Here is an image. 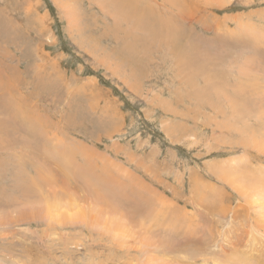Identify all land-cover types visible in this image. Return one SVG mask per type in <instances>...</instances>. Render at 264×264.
<instances>
[{"label":"rangeland","instance_id":"rangeland-1","mask_svg":"<svg viewBox=\"0 0 264 264\" xmlns=\"http://www.w3.org/2000/svg\"><path fill=\"white\" fill-rule=\"evenodd\" d=\"M0 264H264V0H0Z\"/></svg>","mask_w":264,"mask_h":264},{"label":"bare ground","instance_id":"bare-ground-1","mask_svg":"<svg viewBox=\"0 0 264 264\" xmlns=\"http://www.w3.org/2000/svg\"><path fill=\"white\" fill-rule=\"evenodd\" d=\"M131 7V10L133 11L134 10V6L132 5V6H130ZM136 10H137V8H136Z\"/></svg>","mask_w":264,"mask_h":264}]
</instances>
